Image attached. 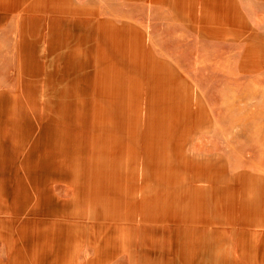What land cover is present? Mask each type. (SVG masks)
<instances>
[{"label":"crops","instance_id":"1","mask_svg":"<svg viewBox=\"0 0 264 264\" xmlns=\"http://www.w3.org/2000/svg\"><path fill=\"white\" fill-rule=\"evenodd\" d=\"M1 32L47 34L55 65L103 66L95 165L104 187L94 200L97 218L160 220L183 203L194 233L252 237L257 253L250 264H264V0H0ZM169 66L176 67L175 78L165 73ZM174 80L192 83L212 118L187 144L189 203L176 189L161 188L173 162L157 132L125 136L137 121L131 102L142 84L149 98L163 99ZM173 111L151 109L147 123H172L163 114ZM134 155L142 156V188L130 185L139 165Z\"/></svg>","mask_w":264,"mask_h":264},{"label":"rangeland","instance_id":"2","mask_svg":"<svg viewBox=\"0 0 264 264\" xmlns=\"http://www.w3.org/2000/svg\"><path fill=\"white\" fill-rule=\"evenodd\" d=\"M48 44L47 34L0 33V264L253 263L257 250L252 237L196 234L192 211L183 203L176 214L160 220L97 218L94 200L104 187L95 165L103 66L55 65ZM166 68L169 78H175L176 67ZM55 84L63 90H54ZM169 85L170 97L151 99L142 84L131 102L137 121L125 136L157 132L173 162L170 180L161 188L168 193L176 189L189 203L187 144L212 118L192 83L174 80ZM166 100L173 106L159 105ZM151 109L175 110L163 114L172 123L149 125ZM134 156L139 165L130 185L142 188V156ZM125 160L123 176L129 185ZM155 187L149 184L151 190ZM141 197L139 192L136 198Z\"/></svg>","mask_w":264,"mask_h":264}]
</instances>
